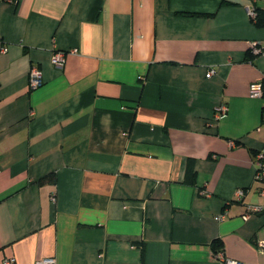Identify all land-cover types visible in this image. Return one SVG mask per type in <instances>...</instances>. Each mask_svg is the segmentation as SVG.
Wrapping results in <instances>:
<instances>
[{"label":"crops","instance_id":"obj_1","mask_svg":"<svg viewBox=\"0 0 264 264\" xmlns=\"http://www.w3.org/2000/svg\"><path fill=\"white\" fill-rule=\"evenodd\" d=\"M250 10L264 0H0V264H264V211L243 218L264 205Z\"/></svg>","mask_w":264,"mask_h":264},{"label":"built area","instance_id":"obj_2","mask_svg":"<svg viewBox=\"0 0 264 264\" xmlns=\"http://www.w3.org/2000/svg\"><path fill=\"white\" fill-rule=\"evenodd\" d=\"M249 12L252 17L256 16V13L254 10H250ZM256 47H253L254 52L256 54H261L263 50L260 49L259 47L258 48ZM6 50H7V47H4L2 52L4 53L6 52ZM72 53H77V50L75 49L74 51H72ZM67 54H68L67 52L61 51V50L54 51L52 55V63L54 64V66H56L57 68H63L66 62ZM215 74H216L215 69H209L207 71L206 76L208 78H211ZM29 83H30V87L34 90L44 85L43 72L39 67L32 66L30 73H29ZM250 95L254 99L263 100V105H264V84L261 82L252 83L250 86ZM227 111H228V106L226 104L220 105L216 110L215 120L217 121L225 117L227 114ZM253 165L255 167L254 180L259 185L258 192H259L260 197L264 198V149L255 154L254 159H253ZM244 197H245V191L242 189L238 190L236 193L237 200L241 201ZM52 201L55 203L56 198L55 197L52 198ZM262 211H264V205H249L247 207L246 213L244 214L243 218L247 220L250 218L251 215L261 213ZM226 218H227L226 213L217 215L216 217L218 221H224ZM259 245L264 251V241H261ZM217 255L220 258H222L224 264H243L242 262L237 261V260L225 259L222 252L217 253ZM13 262L14 260L12 259H6L4 261L5 264H13ZM34 264H56V259L55 258L41 259V260L35 261Z\"/></svg>","mask_w":264,"mask_h":264},{"label":"trees","instance_id":"obj_3","mask_svg":"<svg viewBox=\"0 0 264 264\" xmlns=\"http://www.w3.org/2000/svg\"><path fill=\"white\" fill-rule=\"evenodd\" d=\"M255 13H256V16L254 17V21H255V23L258 25V26H264V11L261 13V12H259L258 10H256L255 11ZM263 51H264V49H262ZM249 54H250V56H251V58L252 59H254L255 57H257L258 56V54L257 55H254L252 52H249ZM193 176H194V178H193V180H192V184H195L196 183V179H195V177H196V174L194 173L193 174ZM47 181H49V182H55L56 181V177L52 174V175H50V176H47V177H44L43 179H41L40 180V182H47ZM219 242H221V241H219ZM222 246V245H221ZM219 251V250H218ZM217 250L215 251V252H218Z\"/></svg>","mask_w":264,"mask_h":264}]
</instances>
